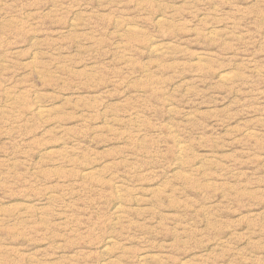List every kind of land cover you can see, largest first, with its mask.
<instances>
[{
  "label": "rangeland",
  "instance_id": "1",
  "mask_svg": "<svg viewBox=\"0 0 264 264\" xmlns=\"http://www.w3.org/2000/svg\"><path fill=\"white\" fill-rule=\"evenodd\" d=\"M0 264H264V0H0Z\"/></svg>",
  "mask_w": 264,
  "mask_h": 264
}]
</instances>
